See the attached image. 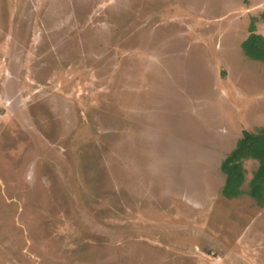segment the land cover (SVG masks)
I'll list each match as a JSON object with an SVG mask.
<instances>
[{
	"label": "rangeland",
	"instance_id": "374dc122",
	"mask_svg": "<svg viewBox=\"0 0 264 264\" xmlns=\"http://www.w3.org/2000/svg\"><path fill=\"white\" fill-rule=\"evenodd\" d=\"M264 0H0V264H264L220 165L264 126Z\"/></svg>",
	"mask_w": 264,
	"mask_h": 264
},
{
	"label": "trees",
	"instance_id": "16d2710c",
	"mask_svg": "<svg viewBox=\"0 0 264 264\" xmlns=\"http://www.w3.org/2000/svg\"><path fill=\"white\" fill-rule=\"evenodd\" d=\"M248 31L249 36L241 45L245 56L264 62V37L257 34L254 22L250 23ZM247 161L258 165L248 183L247 195L261 207L264 205V126L254 132L243 131L234 149L222 161L220 170L225 182L221 194L224 198L230 200L243 194L241 188L246 173L243 164Z\"/></svg>",
	"mask_w": 264,
	"mask_h": 264
}]
</instances>
